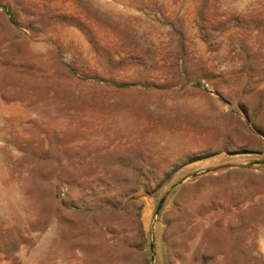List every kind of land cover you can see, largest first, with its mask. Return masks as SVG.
Segmentation results:
<instances>
[{"label":"rangeland","instance_id":"obj_1","mask_svg":"<svg viewBox=\"0 0 264 264\" xmlns=\"http://www.w3.org/2000/svg\"><path fill=\"white\" fill-rule=\"evenodd\" d=\"M0 264H264V0H0Z\"/></svg>","mask_w":264,"mask_h":264},{"label":"water","instance_id":"obj_2","mask_svg":"<svg viewBox=\"0 0 264 264\" xmlns=\"http://www.w3.org/2000/svg\"><path fill=\"white\" fill-rule=\"evenodd\" d=\"M165 201V199L163 198L162 200H161V202H160V204H159V206H158V211H160V209H161V207H162V204H163V202Z\"/></svg>","mask_w":264,"mask_h":264}]
</instances>
